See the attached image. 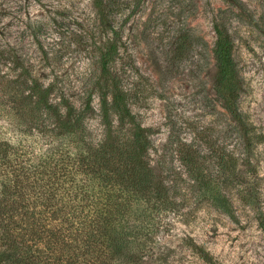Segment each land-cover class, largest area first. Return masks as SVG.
<instances>
[{
    "label": "rangeland",
    "instance_id": "obj_1",
    "mask_svg": "<svg viewBox=\"0 0 264 264\" xmlns=\"http://www.w3.org/2000/svg\"><path fill=\"white\" fill-rule=\"evenodd\" d=\"M96 1L0 0V75L12 72L9 58L17 56L78 99L99 70L97 44L107 32ZM118 1L128 3L122 13L112 11L113 24L130 13L122 24L127 52L120 64L139 94L132 109L150 128L164 164L178 170L181 186L175 209L155 219L136 264H264V139L253 137L246 148L240 126L215 91L212 51L214 22L223 18L242 81L239 108L254 134H264V0H107L112 6ZM134 68L144 79L133 78ZM93 104L98 107L96 96ZM89 123L97 127L95 118ZM239 153L240 179L231 186L221 172L229 154ZM189 158L218 190H231L232 207L220 208L192 190ZM237 184L247 192L238 194Z\"/></svg>",
    "mask_w": 264,
    "mask_h": 264
},
{
    "label": "trees",
    "instance_id": "obj_2",
    "mask_svg": "<svg viewBox=\"0 0 264 264\" xmlns=\"http://www.w3.org/2000/svg\"><path fill=\"white\" fill-rule=\"evenodd\" d=\"M126 3L95 2L107 32L97 44L99 70L78 99L17 56L9 58L12 72L0 75V264H136L155 219L175 209L178 170L164 164L150 128L132 109L139 94L120 64L127 52L122 24L130 13L118 25L111 14L122 13ZM214 30L215 91L249 149L251 139L261 141L264 134H254L239 108L242 81L223 18L215 20ZM133 73L144 79L136 68ZM238 158L240 153L229 154L221 172L231 186L240 179ZM188 163L192 190L220 208L232 207L231 190H218L200 163ZM237 187L238 194L247 192Z\"/></svg>",
    "mask_w": 264,
    "mask_h": 264
}]
</instances>
